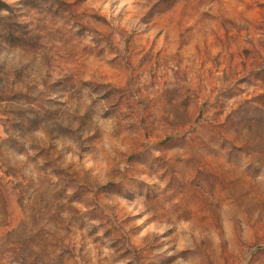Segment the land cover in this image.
Segmentation results:
<instances>
[{"label": "rangeland", "instance_id": "374dc122", "mask_svg": "<svg viewBox=\"0 0 264 264\" xmlns=\"http://www.w3.org/2000/svg\"><path fill=\"white\" fill-rule=\"evenodd\" d=\"M0 264H264V0H0Z\"/></svg>", "mask_w": 264, "mask_h": 264}]
</instances>
